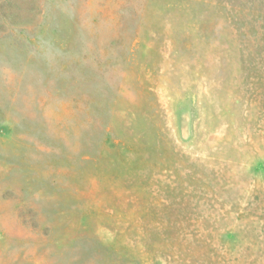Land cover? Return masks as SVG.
<instances>
[{"label":"rangeland","instance_id":"374dc122","mask_svg":"<svg viewBox=\"0 0 264 264\" xmlns=\"http://www.w3.org/2000/svg\"><path fill=\"white\" fill-rule=\"evenodd\" d=\"M0 264H264V0H0Z\"/></svg>","mask_w":264,"mask_h":264}]
</instances>
